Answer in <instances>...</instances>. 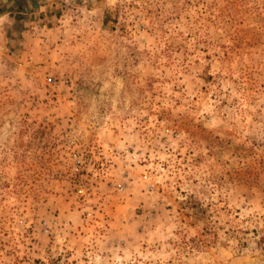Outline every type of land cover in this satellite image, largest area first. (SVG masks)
Wrapping results in <instances>:
<instances>
[{"label": "rangeland", "instance_id": "obj_1", "mask_svg": "<svg viewBox=\"0 0 264 264\" xmlns=\"http://www.w3.org/2000/svg\"><path fill=\"white\" fill-rule=\"evenodd\" d=\"M36 3L0 0V264H264V0Z\"/></svg>", "mask_w": 264, "mask_h": 264}, {"label": "crops", "instance_id": "obj_2", "mask_svg": "<svg viewBox=\"0 0 264 264\" xmlns=\"http://www.w3.org/2000/svg\"><path fill=\"white\" fill-rule=\"evenodd\" d=\"M21 1L24 3V5L26 3H29V4H37L36 3V0H3V3H4V5H8V7H9V5H11L12 3L15 4V3H17V2L19 3Z\"/></svg>", "mask_w": 264, "mask_h": 264}]
</instances>
